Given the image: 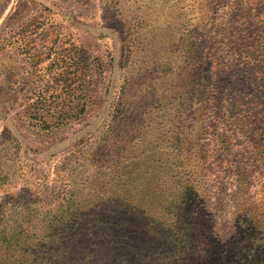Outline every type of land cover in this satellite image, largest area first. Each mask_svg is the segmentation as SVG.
<instances>
[{
	"label": "rangeland",
	"instance_id": "1",
	"mask_svg": "<svg viewBox=\"0 0 264 264\" xmlns=\"http://www.w3.org/2000/svg\"><path fill=\"white\" fill-rule=\"evenodd\" d=\"M34 38L39 52L54 50L31 69ZM72 47L88 59L83 80L75 63L72 91L92 98L84 115L42 133L47 111L29 98L61 93L56 60ZM0 113V230L34 212L17 208H46L109 142L132 137L131 152L151 144L163 158L178 142L175 154L203 161V264H262L264 0H0Z\"/></svg>",
	"mask_w": 264,
	"mask_h": 264
},
{
	"label": "trees",
	"instance_id": "2",
	"mask_svg": "<svg viewBox=\"0 0 264 264\" xmlns=\"http://www.w3.org/2000/svg\"><path fill=\"white\" fill-rule=\"evenodd\" d=\"M36 39L28 45L36 51L30 57L31 69L44 61L43 55L51 59L54 50L45 45L47 54L39 52ZM65 51L62 60H56L62 73L53 86L60 88L63 83L61 93L48 87L29 98L35 109L47 111L41 119L42 133L84 115L92 98L90 89H81L82 98L76 95L78 90L72 91L79 73L82 80L87 77V57L74 47ZM77 61L84 65L81 72ZM32 73L26 72L29 77ZM75 100L80 101V109L72 107ZM138 128L143 129V122ZM150 145L141 143L131 152L132 137L123 144L109 142L98 160L71 174L73 183L65 180L61 194L46 208L37 204L17 208L34 215L24 217L16 230H0V264H203V236L194 209L204 189L195 163L203 161L199 154H175L178 142L164 158L156 157ZM67 164L59 175L66 173ZM260 256L264 264V255Z\"/></svg>",
	"mask_w": 264,
	"mask_h": 264
},
{
	"label": "crops",
	"instance_id": "3",
	"mask_svg": "<svg viewBox=\"0 0 264 264\" xmlns=\"http://www.w3.org/2000/svg\"><path fill=\"white\" fill-rule=\"evenodd\" d=\"M0 116H1V113H0ZM2 126H4V123L1 124V120H0V129H2V130H0V133H2L4 131V127H2Z\"/></svg>",
	"mask_w": 264,
	"mask_h": 264
}]
</instances>
